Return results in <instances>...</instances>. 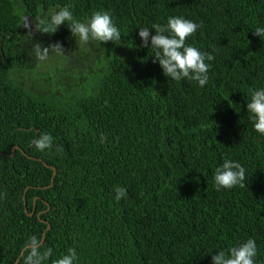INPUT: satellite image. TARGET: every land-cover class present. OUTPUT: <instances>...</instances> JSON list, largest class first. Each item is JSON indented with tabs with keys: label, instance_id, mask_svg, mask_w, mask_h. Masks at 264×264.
Listing matches in <instances>:
<instances>
[{
	"label": "trees",
	"instance_id": "obj_1",
	"mask_svg": "<svg viewBox=\"0 0 264 264\" xmlns=\"http://www.w3.org/2000/svg\"><path fill=\"white\" fill-rule=\"evenodd\" d=\"M65 7L81 22L108 12L121 41L43 32ZM170 16L200 26L187 42L214 57L203 88L166 78L142 46L139 28ZM258 26L264 0H0V264L48 224L47 264L69 248L77 264H211L250 238L264 264V136L247 113L264 87ZM225 160L244 187L216 190Z\"/></svg>",
	"mask_w": 264,
	"mask_h": 264
},
{
	"label": "clouds",
	"instance_id": "obj_2",
	"mask_svg": "<svg viewBox=\"0 0 264 264\" xmlns=\"http://www.w3.org/2000/svg\"><path fill=\"white\" fill-rule=\"evenodd\" d=\"M67 23L70 32L82 44L89 40L99 43L121 41V32L113 23L108 12H96L87 22H81L74 18L72 12L62 8L51 14L50 20L43 28L45 33H55L58 28ZM200 26L188 19L179 16H170L165 25L154 24L149 27L139 28L138 35L143 41V47L154 51V63H158L166 78L179 82L184 79L195 81L203 88L209 81L210 63L214 57L202 52L199 48L189 44L188 38L193 37ZM155 32V35H152ZM253 34L264 42V27L258 26ZM149 38L151 45L149 46ZM57 54L61 53L59 46H55ZM38 59L46 61L48 50L37 51ZM247 113L252 121L253 129L264 136V87L251 92V99L247 101ZM53 138L43 134L35 141L38 150L44 151L52 147ZM246 169L238 161L225 160L216 168L214 173V184L217 191L221 189H232L236 186L244 187ZM117 201L126 198L125 188L115 189ZM42 240L31 236L25 243L24 252L21 254L24 264H47L48 258L52 256L53 250L47 248L41 251ZM211 256V264H256L257 244L254 239H248L243 243L230 247L227 251L219 250ZM211 255V253L209 254ZM78 255L74 248H69L66 254L54 259L52 264H77Z\"/></svg>",
	"mask_w": 264,
	"mask_h": 264
},
{
	"label": "water",
	"instance_id": "obj_3",
	"mask_svg": "<svg viewBox=\"0 0 264 264\" xmlns=\"http://www.w3.org/2000/svg\"><path fill=\"white\" fill-rule=\"evenodd\" d=\"M17 149H19L18 147H16ZM13 154H14V150H13V153L11 154V155H9L10 157H12L13 156ZM1 155H4L3 153H1ZM53 169V171H54V174H53V177L56 175V170L54 169V168H52ZM52 184H53V179H52ZM26 206V205H25ZM26 213H28V209H27V206H26ZM34 213H35V211H33L31 214H29L30 216H33L34 215ZM50 229V225L48 224V228H47V231ZM47 231H46V233H47ZM46 233H44V235H43V237H42V242H44L45 241V235H46ZM24 252V249H23V251H22V253ZM21 253V254H22ZM21 257H22V255H20V257L18 258V260L16 261V263L15 264H18L19 263V261H20V259H21Z\"/></svg>",
	"mask_w": 264,
	"mask_h": 264
},
{
	"label": "rangeland",
	"instance_id": "obj_4",
	"mask_svg": "<svg viewBox=\"0 0 264 264\" xmlns=\"http://www.w3.org/2000/svg\"><path fill=\"white\" fill-rule=\"evenodd\" d=\"M47 61H45L44 63H43V66H45V69H46V67H47Z\"/></svg>",
	"mask_w": 264,
	"mask_h": 264
}]
</instances>
